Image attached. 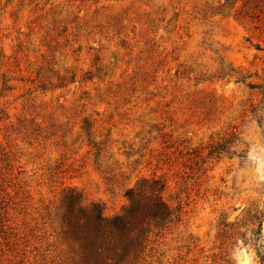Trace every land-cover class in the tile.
Wrapping results in <instances>:
<instances>
[{
	"label": "rangeland",
	"instance_id": "374dc122",
	"mask_svg": "<svg viewBox=\"0 0 264 264\" xmlns=\"http://www.w3.org/2000/svg\"><path fill=\"white\" fill-rule=\"evenodd\" d=\"M246 2L0 0V264H85L67 193L113 218L150 177L182 210L138 264H236L238 240L261 264L264 7Z\"/></svg>",
	"mask_w": 264,
	"mask_h": 264
},
{
	"label": "trees",
	"instance_id": "16d2710c",
	"mask_svg": "<svg viewBox=\"0 0 264 264\" xmlns=\"http://www.w3.org/2000/svg\"><path fill=\"white\" fill-rule=\"evenodd\" d=\"M257 10L264 0H247L246 5ZM264 10V8H262ZM208 157H220L230 148L224 144L209 146ZM159 177L143 178L137 188L127 195L131 205L122 215L107 218L101 207L84 206L75 190H70L63 200L66 233L79 244L81 260L85 264H138L154 230L168 228L174 219L180 220L182 207L173 208L162 196L145 197L143 187H158ZM255 214L259 210L252 209ZM250 213V212H249ZM264 264V258H261Z\"/></svg>",
	"mask_w": 264,
	"mask_h": 264
},
{
	"label": "clouds",
	"instance_id": "9594fccd",
	"mask_svg": "<svg viewBox=\"0 0 264 264\" xmlns=\"http://www.w3.org/2000/svg\"><path fill=\"white\" fill-rule=\"evenodd\" d=\"M260 178L264 179V163L258 169ZM259 227V226H257ZM252 233L249 231L248 236ZM236 264H259V258L256 255V250L251 245H245L243 240H238L233 252Z\"/></svg>",
	"mask_w": 264,
	"mask_h": 264
}]
</instances>
